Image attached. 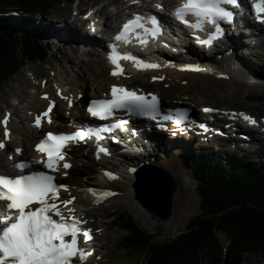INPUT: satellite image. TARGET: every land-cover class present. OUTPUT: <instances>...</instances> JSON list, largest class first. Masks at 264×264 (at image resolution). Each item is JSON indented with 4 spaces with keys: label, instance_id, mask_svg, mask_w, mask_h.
<instances>
[{
    "label": "snow or ice",
    "instance_id": "6c2138e0",
    "mask_svg": "<svg viewBox=\"0 0 264 264\" xmlns=\"http://www.w3.org/2000/svg\"><path fill=\"white\" fill-rule=\"evenodd\" d=\"M133 3H138V0H133ZM236 5L237 0H182L173 14L178 22L195 31H203L205 25H212L214 31L210 32L206 39L196 37L199 44L211 47L213 42L223 35L221 22L230 23L233 20L234 14L227 6ZM155 7L162 10L160 4H156ZM252 9L257 21L264 23V0H254ZM188 17L193 19L189 20ZM146 23L150 27L146 26ZM159 34L160 28L155 16L144 17L134 14L123 24L115 40L128 44L134 37L143 46L147 45L149 37L155 39ZM108 60L114 66L111 72L113 76L123 75L121 60L132 62L137 70L159 67L158 64L146 62L131 53H120L115 47L112 48ZM110 95V99L91 102L87 111L92 117L104 119L111 116L114 110H126L130 114L150 116L153 119L158 115V98L155 95L149 99L145 95L137 94L136 91L116 85L111 87ZM69 105H71L70 101ZM51 107L50 105L48 111L42 114L43 117L48 116ZM8 115L6 113L3 121H0L5 126L4 141L9 138ZM240 115L246 122L256 123L252 117ZM163 119L173 118L164 116ZM183 120V114L177 113L174 122L180 125ZM124 123L120 121L114 127L123 131ZM34 124L39 127L41 117H37ZM93 137L97 141L101 139L100 132L92 128L76 130L69 134L47 133L45 138L35 145V151L43 154L44 159L36 160L34 163L42 164L52 172L58 171L61 167L68 169L71 165L64 162L65 149L70 144L80 143ZM4 141H0V150L5 148ZM15 152L17 155L21 154L20 149H16ZM97 153L107 155L108 151L98 147ZM9 159L11 160L12 157L9 156ZM12 167L20 169L21 173L18 175L0 173V264H76L77 257L80 264H84L91 253L78 246V237L82 236L84 242L90 241L91 230L82 228L81 225L86 222L75 214L74 207H70L75 197L60 200L59 193L61 189L67 191V186L58 185L54 176L44 171L23 174L26 168L23 162L16 163ZM131 171L135 170L131 169ZM106 175L114 178L111 174ZM89 191L96 195L94 190ZM99 195L108 198L114 193L105 191ZM95 202L99 203L100 199L97 198Z\"/></svg>",
    "mask_w": 264,
    "mask_h": 264
},
{
    "label": "bare ground",
    "instance_id": "6f19581e",
    "mask_svg": "<svg viewBox=\"0 0 264 264\" xmlns=\"http://www.w3.org/2000/svg\"><path fill=\"white\" fill-rule=\"evenodd\" d=\"M155 0H153L152 4L155 6L154 3ZM172 1H178L179 0H162L163 4H167L168 2ZM145 5H150L148 3H145ZM92 7V6H90ZM89 7V8H90ZM94 8V7H93ZM131 8V7H130ZM125 7H122V0H109L107 4H102L99 6V8L96 10L98 13L104 18L105 27L107 29L111 28L115 25V22L120 19L122 16L126 15L125 13ZM55 20V19H54ZM66 23H69V21H66ZM43 26L48 27L51 26V24H41V26H34V29L37 30L40 33H43L41 31L43 29ZM41 27V28H39ZM71 33H68V35H72L74 33L78 34L82 33L76 28V27H70ZM40 29V30H39ZM76 29V31H75ZM62 30V29H61ZM68 31V30H67ZM86 33L90 34L93 33L91 31L86 30ZM48 34V33H46ZM72 37V36H69ZM75 38L77 40L81 39L82 37H79L75 34ZM96 38V37H95ZM243 39H246V36L241 34V32H233L232 38L230 37V40L225 41L224 44H222V47L219 50V53H222L221 55V62L217 64H211L210 61L207 59L206 55H201L198 53H193L191 51L180 54L178 58L180 59H173L175 61H172V64L168 69L159 68L153 71L149 70H141V71H133L132 77L137 78L136 80H141L149 83L148 79H151L155 76H162L163 79L168 80V82L171 83H177L183 86L186 85H192L196 83H201L203 86H212L220 93H232L236 88H238L240 85L239 80H242L244 77H246L249 80H251V76L256 75L254 71L251 73V66L249 62H247V59L244 57V54H246L243 50L246 48V41L243 42ZM264 42H261L262 44ZM192 46L196 47L194 43H191ZM107 46L106 44H102L100 46L99 44L96 46L95 49L97 51L92 50L91 48L86 47L91 53L87 52L86 54L89 56V58L92 60V63L86 62V60H83L79 58L80 64L70 66V69L67 70L65 68H58L54 72L53 81L54 88L52 91H48L49 89L41 86V82H37V85L34 84L32 89L33 91L30 93L31 95V101L27 103L26 110H29V112L32 111H39L43 105L47 102L52 100L51 96H48V98L43 99L40 98L39 95L43 92H49L52 93V95L56 96L55 93L59 90L62 94V98H56L58 100L57 106L54 107L53 110V117H61L62 109L64 108L65 111H69L72 108V111H69L68 117L71 118V120L75 121L78 119V116H81L84 114L81 100L84 99L86 96H102L106 93V89L111 82L115 81H123L125 82L124 78H119L120 81L117 78H113L109 76L108 69L106 65L105 59L99 55V52L105 49ZM227 47V49H225ZM225 49V50H224ZM223 50V51H222ZM85 54V53H84ZM140 57V56H139ZM163 57L168 58L166 55H163ZM161 59V58H160ZM171 60V59H170ZM169 60V61H170ZM90 61V60H89ZM71 62V61H70ZM194 66L199 71H191L189 68H187V65ZM86 71L89 75V82L91 85L90 92L86 91L87 83L85 76H83V71ZM69 72V73H67ZM68 76H65L67 75ZM133 78H131L133 80ZM62 79V81L60 80ZM36 80V78L34 79ZM134 82V81H133ZM130 86H132V81L129 82ZM253 82L251 81L248 85H251ZM158 83H153V85L157 86ZM133 87V86H132ZM153 87V86H152ZM155 87V86H154ZM135 88V87H133ZM157 88V87H156ZM156 88L149 89L148 91H155ZM200 90H202L200 88ZM202 92V91H201ZM197 93V92H196ZM199 93V91H198ZM187 94V93H185ZM191 95V94H190ZM196 95V94H195ZM200 95V94H199ZM24 96V95H23ZM186 96H189L188 94ZM192 97L194 94L191 95ZM18 99L22 100V94L18 95ZM69 101L71 102V105H69ZM7 104V100H5ZM194 102V101H193ZM200 100H196V104H198ZM10 106V107H9ZM8 107L5 109L11 112V116L9 117L7 128L11 129V135L9 140L5 144V148L13 147L11 150L3 149L0 150V172L4 169L10 168V163L14 164V160L20 159V158H28L29 155L33 154L31 147L33 144V140L39 137V132L36 128H34L32 125H30V119L26 122H23L24 119H27V116L24 115H18L20 114V108L13 104H9ZM167 106H170L167 104ZM16 107L18 109H16ZM203 107L207 106H201V109ZM12 108V109H11ZM230 110V109H229ZM3 112V110H2ZM5 113H0V119L3 117ZM14 115V116H13ZM16 115V118H14ZM85 115V114H84ZM199 120L202 117H198ZM215 121H211V126H209L207 132L212 133L215 131L214 129L221 127V119L216 118ZM56 125L54 123L51 128ZM48 127V126H45ZM5 126L0 125V137L3 136ZM49 128V129H51ZM232 129V128H231ZM177 132V131H175ZM182 135V133L177 132L176 135H171L168 137V139L174 138L175 140H167V138H164L160 134H150L147 130H145L142 126L138 128L137 132L133 135H130L128 141L130 142L128 145L129 148H133L132 150L135 153H130L128 156L131 157L130 161H126L125 157L123 158V163L129 162L126 164V169L124 172H120L119 178L117 180H106L103 177L102 172L99 173L97 176V181L94 179L90 181L92 186L89 184L84 185V190H80L79 187L82 185L80 184L81 181L80 177H71L75 184V192H72V188L69 189V192H64V198L70 199L72 196H76L75 200L73 201V204L70 205V207H74L75 214L79 216L80 218L84 219L86 223L92 219V217H95L97 215H100V209L98 207H103L104 203L108 204H121L123 202H128L130 205L133 204L134 207L131 208V211L135 214V216L138 219L147 220L151 217L149 214L134 200L133 198V192H132V183L134 182V173L130 172V168L135 167L140 161H145L146 163H152L157 165L158 167L162 168L163 170L169 172L170 170L165 167V165L169 166H178L183 168L184 174H183V182L184 185H182V188L185 189V193L182 195L181 192L178 190V192H175L174 196L175 199H179L178 203L179 205L176 207H172V214L169 221L166 223L168 224H174L179 220L180 215L182 214V210L186 207H189L195 203V196L194 194H191V201L190 197L188 195L189 186H190V175L187 168L182 165V152H185L189 148L188 143H184L177 138ZM20 136V138L18 137ZM223 136L219 135L217 132L214 134V138H212L208 142H204L207 146H215V149L219 148V141H221ZM188 137H185L184 140H187ZM161 140L167 141L170 145L174 146L175 151H171L170 153L161 152L159 150H155L157 143ZM199 141L201 142V139L199 138ZM226 142H252V143H259L257 138L255 136L247 135L245 138L239 137L237 134V131H233V136L228 137ZM108 145L110 144L107 143ZM224 144V143H223ZM15 147H22V153L20 155L14 154L13 149ZM163 147V146H161ZM81 150H85V147H79L74 148L72 147L69 151L71 154V160L73 161V164L77 166H81L82 162L78 159H83L84 155L81 152ZM117 147L115 145L112 146V152L113 154L116 153ZM216 151V150H215ZM160 152V153H157ZM13 157L14 160L9 161V156ZM115 159H113V166L115 169L119 170L118 165H120L122 162L121 160L115 155ZM241 157V156H240ZM239 157V158H240ZM115 160L118 162H115ZM83 161V160H82ZM186 161V160H185ZM97 167L100 168V171H103L102 162L98 159L97 161ZM106 165V164H105ZM169 170V171H168ZM174 177L175 174H173L171 171L169 172ZM88 177H91L88 175ZM177 178V177H176ZM78 179V180H77ZM98 182H102L105 184V188L109 190H113L116 192V194L113 197L108 198L104 203L101 201L99 203H96L94 201L93 193L89 192L87 187L89 188H95L93 186H97ZM78 185V186H77ZM177 191V190H176ZM181 198L183 199L181 201ZM174 199V197H173ZM128 206V205H127ZM129 208V207H128ZM109 210L106 212L109 214ZM116 219L111 220H100L97 225L93 226L91 224H85L84 227L87 229H90L93 233V240L90 243H86L84 245L88 247H94V250L98 251L99 253H96L95 255L91 253L90 257L85 260L84 264H98L99 260H102V257H104L105 250L109 247V239H106V235L103 230V224H111ZM154 221V220H153ZM156 222V221H155ZM105 249V250H104ZM95 257V258H91ZM78 261V264H80V261ZM103 261V260H102ZM118 261V260H117ZM107 264H113L111 262ZM118 264H131L128 261L125 260H119Z\"/></svg>",
    "mask_w": 264,
    "mask_h": 264
},
{
    "label": "trees",
    "instance_id": "16d2710c",
    "mask_svg": "<svg viewBox=\"0 0 264 264\" xmlns=\"http://www.w3.org/2000/svg\"><path fill=\"white\" fill-rule=\"evenodd\" d=\"M73 0H0V16L5 9L19 11L21 19L33 13L48 14ZM49 47L36 38L17 34L0 25V85L18 73L24 59L44 60ZM223 162L221 153L187 160L196 179L200 212L185 230L168 241L134 223L124 228L120 246L137 252L146 264H241L244 257L264 255V157ZM219 234L225 237L226 245Z\"/></svg>",
    "mask_w": 264,
    "mask_h": 264
},
{
    "label": "rangeland",
    "instance_id": "374dc122",
    "mask_svg": "<svg viewBox=\"0 0 264 264\" xmlns=\"http://www.w3.org/2000/svg\"><path fill=\"white\" fill-rule=\"evenodd\" d=\"M108 1L109 0H75L73 4L71 5L67 3L62 4L54 8L53 10H51V12L48 14H42V15L38 13L30 14L28 16L29 19H26L25 21L28 23L29 28H32L35 25L41 26L42 23L43 24L49 23L51 24V26H48V27L43 26L44 32L49 31L51 35L65 36V34L71 33L72 29L70 27L72 25L69 24L70 22L66 23V21L64 22L61 19L57 20L56 19L57 17L55 18V16L63 17V16H66L67 13L73 14L75 11L77 2H79V5L82 8H87L91 4L99 8V6H101L102 4L104 3L107 4ZM9 10L11 11V14L5 13L7 17L20 16L19 11H15L13 9H9ZM1 15L3 14L1 13ZM76 32L78 33V31ZM34 36L39 37V35L37 34H35ZM244 41L248 42L247 40L243 39V42ZM243 51L246 53L244 54V57L247 59V62H249L252 68L251 73L255 70L254 73H256V75L249 77L251 78V80H249L248 78L246 80V77H244L242 80H239V83L241 86L236 88L232 93H220L212 86H203L199 82L196 84L183 86L177 83L168 82V80H164L162 82H159L156 86V85L147 83L145 81L137 80V81L132 82V85L133 86L137 85L140 87L143 86L144 89L147 91L149 89L154 90L153 88L157 87L155 91H158L163 101L170 102L171 99L176 98V99H179L181 103L189 105L193 109L194 108L197 109V111L200 109L202 105L203 106L210 105V106H215V107H220V108H225V109H229V108L230 109L231 108L232 109H243L245 111H249L250 113L260 117L264 115V43L259 44L258 46L255 45L254 47H251L249 43H247L246 48ZM77 56L83 60H86V62L88 63H92V60L89 58V56L86 53L84 54V53H81L73 49L71 50L69 47L63 44H58L54 48L50 47V49L48 50V57L42 61L41 60L36 61L31 58L24 59V63L26 64H24L21 67L18 73L14 72V74L12 75L10 79L6 80L2 85H0V99H1L0 113H3L1 110L5 109V107H8L9 104L15 105V103H17L18 95L22 94L21 104L17 106L18 108H20L19 110L20 114L18 115H27L28 112L26 114V108L28 106L27 103H29L32 100L31 99L32 94L30 93L33 91L32 89L33 85L34 84L37 85V82H39L41 78L47 79V83L49 85H53L54 72L58 68H60V66L62 68L69 70L70 66L79 65L80 60ZM214 59H217V58L214 57ZM31 72H32V75L34 74V72L36 73V76L33 77L34 79L37 77L36 80L32 78ZM65 76H68V74ZM83 76H85L86 80L88 81L86 91L90 92L89 90H91L92 88H91V85L88 79L89 75L88 73H86L85 70L83 71ZM60 80L62 81V79ZM251 81L253 83L251 85H248ZM200 88L202 90H200ZM185 93H187L189 96L185 97L187 95ZM190 94L191 95L194 94V96L192 97ZM5 100H7L9 104L4 102ZM196 100H200V102L196 104L195 103ZM17 107L16 109H18ZM62 113L65 114V111L62 110ZM14 118H16V115ZM183 141H189V139L183 140ZM189 142L191 144H189L188 150H186L185 152H182V156H181L182 165L185 167V169L187 168L183 164V161L185 160H190V158L192 157L194 158H197L198 156L202 157L203 153L204 154L207 153L209 158H212L216 154L215 146H207V145L203 146L198 143H192L191 141ZM157 145L159 146H156L155 150H159L161 154L163 152L170 153L171 151L173 152L175 151L174 149L175 147L170 145L165 140L159 141ZM218 146L221 148L223 146H225L227 149L230 148L228 144L224 145L223 141H220ZM252 146H253V150L242 149V148L237 147L234 149L235 151L234 155L237 156V159L242 155H245L250 159H258L259 156L260 157L264 156V142L262 144L254 143ZM120 148L122 149V146H120ZM81 152L84 155V150H81ZM160 152H157V153H160ZM231 152H224L225 154L221 155L222 158L225 160L223 162H226L227 164H229L231 161H234L233 159H236V157H233V159H231L232 157L228 156V154H231ZM130 153H135V152L132 151V149L130 148L123 151V158L125 155L126 161H130L131 157L128 156ZM78 160L82 162V165L77 166L75 164V166L72 169L73 172L72 171L71 172L74 177L75 176L80 177L78 179H80L81 181L80 184L82 186L79 187V189L84 190L85 184H89L90 186H92L90 181L94 179L97 181L96 178L100 173V168L97 167V162H93L90 158H83V159H78ZM139 163L143 164L144 162H139ZM165 167L169 169L177 177V178L175 177L178 182V188L176 192H178L179 190L181 194L183 195L185 193V189L182 188V185H184L183 168L178 167V166L176 167L169 166V165H165ZM187 170L189 171L188 173L190 175V181H191L190 186H189L188 195L191 201V194H194L195 203L189 207L184 208L182 210V214L179 217V220L172 225L166 224L169 220H167L166 222H162L154 218L147 211L146 212L151 217L150 219H147V220L138 219L135 216V214L131 211V208L134 207V205L133 204L130 205L128 202H123L121 204L104 203L103 207H98V208H101L100 209L101 216L97 215L95 217H92V221L88 222L87 224H91L95 226L98 224L100 220L104 221L105 219L106 221V220L116 219L114 220L113 223L109 225L103 224V230L106 235V239H109V247L107 250L104 249L105 254H104V257H102L103 261L100 260L98 264H107L109 262L113 264H118L119 260H125L131 264H146L147 263L146 258H144L141 254L137 252H127L124 249H122L120 246V240L122 236L126 234V231L124 230V228L129 226L131 223H134L141 230H144L148 232L149 234L154 235V239L159 242L168 241L174 238L177 234H180L185 230L189 220L200 212V206H199L200 198L196 190V179L192 175L191 170L189 168H187ZM88 175L91 177H88ZM117 179L118 178H115L113 180H117ZM71 190L72 192L76 191L74 189H71ZM175 198L176 197L174 196L173 207L174 206L177 207L179 205L178 203L179 199H175ZM182 200L183 199L181 198V201ZM108 210L110 211L109 214L106 213ZM219 236L223 244H226L224 235L219 234ZM93 254L95 255V253ZM243 260L244 261L241 264H264V255L248 256V257H244ZM227 261L229 262L230 258H228ZM219 264H228V263L221 262Z\"/></svg>",
    "mask_w": 264,
    "mask_h": 264
},
{
    "label": "water",
    "instance_id": "95a60500",
    "mask_svg": "<svg viewBox=\"0 0 264 264\" xmlns=\"http://www.w3.org/2000/svg\"><path fill=\"white\" fill-rule=\"evenodd\" d=\"M133 198L150 215L166 222L170 219L173 197L178 188L176 178L155 165H142L134 173ZM226 261V256H224Z\"/></svg>",
    "mask_w": 264,
    "mask_h": 264
}]
</instances>
